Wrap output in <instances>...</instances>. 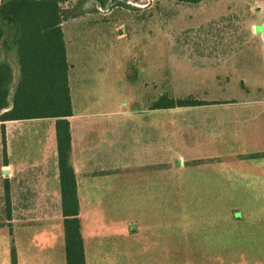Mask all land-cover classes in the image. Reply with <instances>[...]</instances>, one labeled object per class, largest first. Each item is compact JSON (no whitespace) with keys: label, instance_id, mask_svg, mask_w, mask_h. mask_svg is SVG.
Masks as SVG:
<instances>
[{"label":"rangeland","instance_id":"rangeland-1","mask_svg":"<svg viewBox=\"0 0 264 264\" xmlns=\"http://www.w3.org/2000/svg\"><path fill=\"white\" fill-rule=\"evenodd\" d=\"M126 5L100 8L89 0L83 16L46 33L74 114L90 106L94 114L114 110L113 117L93 119L97 144L114 147L116 160L125 162V149L152 148L160 130L162 172L155 187L131 175L130 224L120 225V198L96 202L92 217H84L83 235L98 255L89 244L87 263L264 264V193L245 182L255 169L261 179L257 170L264 168V105L256 106L264 103V0ZM6 48L1 57L6 52L16 83L18 66ZM160 95L215 104L152 110ZM96 160L93 168L101 171L102 158ZM122 226L129 237H115ZM20 229L21 264H65L61 222ZM13 258L7 225L0 224V264Z\"/></svg>","mask_w":264,"mask_h":264},{"label":"crops","instance_id":"crops-1","mask_svg":"<svg viewBox=\"0 0 264 264\" xmlns=\"http://www.w3.org/2000/svg\"><path fill=\"white\" fill-rule=\"evenodd\" d=\"M58 78L62 85L59 74ZM76 81L74 80L72 87L78 86ZM68 85H70L69 81ZM70 91L71 87L67 96L64 94V97L69 110L67 120L71 138L70 162L75 175L81 235L84 242L85 257H87L86 250L88 251L87 247L89 244L91 246V254L98 257L95 243H90L88 233L85 236L83 235V219L88 215L92 217L90 216L91 208L97 206L96 202L101 201L105 206H108L111 198L113 200L120 198L122 205H118V207L121 206L123 218L120 225L126 224L128 226L130 224L128 187L130 186L131 175H137L140 177V181H149L151 187H155L156 184L154 185V182L152 184V181L162 172L161 148H156V140L161 141L160 130L156 139L154 135L152 148L149 143V145H145V148L139 147L134 153L135 151L129 146L128 149H125L126 155L123 156V158L127 159L125 162H120L116 160L114 147L97 144L98 142L96 143L94 139L93 119L113 117L115 116L114 112H112L114 110L109 112L102 108L97 110L100 112L99 114H94L90 106V108L82 109L83 112L81 114H74L76 110L71 108L72 106L68 101V96L71 94ZM83 103L86 102L83 101ZM256 103L259 108L264 105L263 102ZM1 125H3L4 129V139L2 140V131H0V150L4 151L0 153V156L2 155L3 157L2 162L0 161V224L7 225L11 243L15 247L14 264H21L18 252L19 238L21 240L26 235L23 234L20 226L41 225L47 222L50 223L51 219H56L61 222L63 229L56 161L55 121L34 120L0 123V129H2ZM157 125H160V123ZM101 133L98 132L99 135ZM135 142H137L136 139ZM96 155L102 158V161H98L103 165L101 171H95L94 165H92V163L97 161ZM257 171L264 176V168H260ZM250 173L252 174L247 175L251 176L245 179V182L249 181V185L253 187L254 191L264 193L263 176L261 179H257L253 175L256 173V169ZM103 178L108 179L109 184H105L104 181V184L98 185L97 179L102 182ZM112 180L117 182L115 186L111 184ZM126 183L127 185L124 186ZM97 185L99 188L98 192L95 191ZM257 186H260V189H257ZM7 202L10 209L8 215L3 212ZM260 219L262 220V218ZM262 223L264 224V221ZM123 228L124 226L121 227V230L117 229L115 237L121 236V238H124L130 236L129 230L127 228L123 230ZM36 241L41 245L40 239L36 238ZM124 244L125 241L123 242V248L128 246L127 241L125 246ZM86 264H88L87 258Z\"/></svg>","mask_w":264,"mask_h":264},{"label":"trees","instance_id":"trees-1","mask_svg":"<svg viewBox=\"0 0 264 264\" xmlns=\"http://www.w3.org/2000/svg\"><path fill=\"white\" fill-rule=\"evenodd\" d=\"M65 1L0 0V123L55 121L65 264H86L75 175L70 162L71 138L67 120L69 110L61 91L46 33L70 19L83 16V5L89 0H77L73 7L63 9L60 4ZM94 1L100 8L127 6V0ZM2 48L13 52L15 56L18 66L16 83L6 52L1 57ZM211 104L215 103L209 104L191 97L174 99L165 95L154 101L151 109H185ZM1 128L3 140V125ZM5 207L3 212L8 215V202ZM12 262L14 264V258Z\"/></svg>","mask_w":264,"mask_h":264},{"label":"flooded vegetation","instance_id":"flooded-vegetation-1","mask_svg":"<svg viewBox=\"0 0 264 264\" xmlns=\"http://www.w3.org/2000/svg\"><path fill=\"white\" fill-rule=\"evenodd\" d=\"M127 1H128V0H127ZM127 1H126V2H127Z\"/></svg>","mask_w":264,"mask_h":264}]
</instances>
